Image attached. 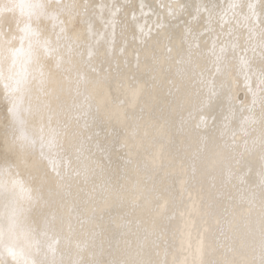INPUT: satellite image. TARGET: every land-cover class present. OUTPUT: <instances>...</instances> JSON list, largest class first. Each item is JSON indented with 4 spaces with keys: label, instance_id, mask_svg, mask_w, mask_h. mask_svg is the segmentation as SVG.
Returning <instances> with one entry per match:
<instances>
[{
    "label": "snow or ice",
    "instance_id": "1",
    "mask_svg": "<svg viewBox=\"0 0 264 264\" xmlns=\"http://www.w3.org/2000/svg\"><path fill=\"white\" fill-rule=\"evenodd\" d=\"M0 264H264V0H0Z\"/></svg>",
    "mask_w": 264,
    "mask_h": 264
},
{
    "label": "bare ground",
    "instance_id": "2",
    "mask_svg": "<svg viewBox=\"0 0 264 264\" xmlns=\"http://www.w3.org/2000/svg\"><path fill=\"white\" fill-rule=\"evenodd\" d=\"M97 2L100 4H111L116 2V0H97ZM119 2L134 3L138 5L140 3H147V4L158 3L159 0H119ZM136 15L138 20V25H137L138 28L144 26L145 24H147L149 28L152 27L155 17L149 19L151 13L148 9L144 10L143 15L137 10ZM110 22H111V17L107 14V12H104L102 14V18L101 17L97 18V32L99 33L97 39L100 40L102 43L111 38L112 33L108 27ZM130 22H131V17L129 16L128 19L125 21V25H127ZM117 23H119V21H117Z\"/></svg>",
    "mask_w": 264,
    "mask_h": 264
}]
</instances>
